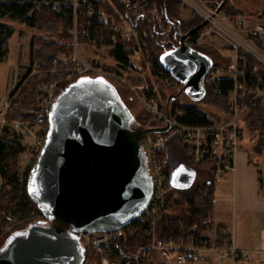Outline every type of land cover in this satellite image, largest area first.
Returning a JSON list of instances; mask_svg holds the SVG:
<instances>
[{"label":"built area","instance_id":"2783aa9c","mask_svg":"<svg viewBox=\"0 0 264 264\" xmlns=\"http://www.w3.org/2000/svg\"><path fill=\"white\" fill-rule=\"evenodd\" d=\"M16 1L36 8L48 6L61 13L70 9L73 13V25L69 30L71 40L64 44L68 50L65 53H59L52 60L51 70L41 68L40 64L34 61L27 76L23 77V80L19 79L20 77L17 78L11 87L8 100L0 109L1 132L6 134L8 129L13 130L20 139H23L20 131L30 133L32 125H37L40 131H44L49 124L50 109L58 94L71 84L68 82L81 77H102L114 86L117 80L130 85L128 80L130 71L136 72L134 74L136 79L134 85L129 87L138 97L146 101L150 100L147 101L149 104L146 108L150 117L156 122L154 126L168 127L165 133H148L143 142L148 170L153 181L152 195L147 209L125 227L84 235L87 238L85 240L87 247L92 249L93 254L99 258L96 264H148L155 252L163 255L173 253L179 264H190L204 255H210L215 260L227 261L230 264L250 262L258 248L240 249L235 245L232 235H226L227 238L222 242L218 241L216 236L211 238L204 235L201 239H197L194 235L181 237L174 234L162 235L159 230V221L161 219L167 221L171 213L167 200L169 136H177L181 139L191 164L202 165L205 161L212 160L216 163L217 171H235L240 140L244 132L241 122L251 102L255 98L264 96L262 79L258 77L255 80H249L244 62L241 66L242 58L238 51L243 48L264 64V56L252 41L253 38L264 36V20L248 24L244 18L233 19L226 12H216V8L210 6L208 0H183L201 15L204 21H207L197 41L208 35L219 34L234 46V56L227 68L222 69L212 65L204 78V82L207 83H215L219 80L232 82L227 105L228 116L216 121L213 116L207 114L212 123L189 125L180 121L184 115L183 109L174 108L171 100L163 101L155 96L159 86L164 87L170 95L182 88V83L171 73L168 75L148 61L147 73L152 82V85H149L148 77L143 75V68L136 63L141 61L144 55V43L130 21L112 17L98 4V0ZM97 27L101 28L100 32H97ZM106 42L111 44L119 42L130 51L127 65H122L113 58L118 65L117 71L105 69L107 63L103 60L104 56L98 55V52L102 49L110 52V48L105 45ZM35 77L36 83L27 90V93L33 96L36 107L33 124L10 119L9 116L17 105L18 94ZM46 78L49 80L45 81ZM249 92L252 96L244 100L243 97ZM33 137L30 147L38 154L45 137L36 134ZM22 144L25 145L24 142ZM6 220L8 223L14 222L15 217L7 215ZM211 222L212 217H209L202 224ZM133 224L143 227L145 233L150 235L151 239L148 243L130 246L127 235L134 230ZM196 227L197 225H194L192 229L195 230Z\"/></svg>","mask_w":264,"mask_h":264},{"label":"water","instance_id":"95a60500","mask_svg":"<svg viewBox=\"0 0 264 264\" xmlns=\"http://www.w3.org/2000/svg\"><path fill=\"white\" fill-rule=\"evenodd\" d=\"M206 24L178 32L179 46L160 55L163 67L183 85L168 100L182 93L194 100L204 96L213 62L186 39ZM167 130L142 128L118 89L102 77H81L62 90L27 180L28 195L44 219L11 233L0 247V264H83L81 235L125 227L147 209L153 181L143 142L148 133ZM196 175L191 166L179 164L170 184L189 189Z\"/></svg>","mask_w":264,"mask_h":264},{"label":"trees","instance_id":"16d2710c","mask_svg":"<svg viewBox=\"0 0 264 264\" xmlns=\"http://www.w3.org/2000/svg\"><path fill=\"white\" fill-rule=\"evenodd\" d=\"M208 1L214 8H217L222 0ZM97 2L112 17L118 20L126 19L133 24L144 43V50L149 52V61L152 62L157 69H162L168 75L170 73L161 64L160 55L164 51L172 49L180 44L178 32L186 33L190 29L204 22L203 17L195 11L191 13L188 19H183L181 12V9L185 4L183 0H98ZM229 2L230 0L224 5L222 11L230 14L233 18L240 17L242 13L233 11L228 7ZM0 18H9L19 23H24L30 27H44V31L51 33V35L55 34L67 41L71 40L69 30L73 25V13L70 9L61 13L53 11L50 8H36L31 5L21 4L16 0H6L0 3ZM96 30L97 32H100L101 28L97 27ZM201 31L202 28L186 39L188 40V45L204 54H206L204 50L212 51L219 57V61L217 62H213L212 60V65L222 69L227 68L231 58H223L213 46L198 43L196 39L199 37ZM13 33L14 28L12 26L0 23V61H4L8 56L10 50L9 39ZM35 41L39 40L34 38L31 42L32 53L30 65L25 70L23 76H21L20 79L22 80L24 79L23 77L27 76L30 72L31 64L34 61L38 62L41 68L51 70L53 68L52 60L59 53H65L68 50L67 46L43 40L41 48L37 50L34 44ZM252 41L260 51H264V45L261 38L256 37L253 38ZM105 45L110 48V53L117 62L122 65L128 64L130 51L127 50L123 44L119 42L115 44L106 42ZM238 53L242 58L241 66H243L242 63L244 62V67L249 80H255L260 77L264 83V64L243 48H240ZM105 68H107V65H105ZM47 80L49 79L46 78L45 81ZM76 80H71L68 83H72ZM36 81L37 79L35 77L28 82L25 89L18 94L16 98L17 105L14 106L12 113L9 116L10 119L23 120L33 124L36 107L33 96L28 94L27 90L32 87ZM63 84H65V82ZM204 88V96L201 99L196 100L194 103H181L178 102L177 99L171 100L174 108H180L184 111V115L180 118L182 123L189 125L212 123L207 117V112H204L201 107L207 109L209 111L208 113L213 116L216 121H220L223 117L228 116L227 105L230 91L232 89V82L228 80H219L215 83L204 82ZM161 90H163V92L165 91L163 87H161ZM179 90H177V92ZM155 96L160 99L157 94ZM168 96L169 94L166 92L163 99H168ZM251 96L252 93L249 92L243 98L245 100ZM149 118L151 117L149 116ZM243 121V131L245 130L249 134H256L258 136L253 146L254 154L258 157L262 156L264 152V96L255 98L251 102V106L248 109V112L244 115ZM139 124L142 128L155 125L154 123L148 125L147 122L144 124L139 122ZM48 126L49 124L40 134L43 137L46 136ZM17 137L18 134L9 129L4 138L0 137V209H5L6 211H9V209L13 207L19 198L21 191L17 158L24 150V145L19 140H16ZM177 138L180 141H167V150L169 154V163L167 165V173L169 177L167 200L169 201L171 213L168 216L167 221L165 219L159 221V230L162 235L174 234L177 237L194 235L197 239H201L205 232L211 227V223L202 224V222L213 215L217 167L215 161L207 160L205 162L211 164V169L207 173V178L201 184L195 185L194 183L191 188L185 190L174 188L170 184V174L177 165L182 163L187 164L195 169L196 173L197 167L200 166L193 165L190 161L187 162L181 160L179 152L180 149H184L185 151V146L181 139L179 137ZM249 162L252 163L251 160H249ZM258 174L259 182L261 184L262 171L260 169L258 170ZM175 191L179 193L178 196H181L184 202L185 200L187 201L185 209H178L175 206L176 203H184L176 198ZM24 192L27 205L36 210L42 219H44L40 209L29 197L26 188H24ZM30 219V216L23 217L22 221L24 220V222L27 223L26 227L33 223ZM16 221H18L17 218ZM194 225H197L195 230L192 229ZM133 226L134 230L127 235L130 246L133 247L139 244L148 243L151 238L149 234L145 233L144 228L135 224H133ZM18 230L21 229L15 231ZM10 235L11 232L7 233L0 230V243L6 241ZM216 238L220 242L227 238L221 227H218L216 230ZM89 253H92L90 252V249H88L87 258L84 264H92V258H89ZM94 256L92 257L94 258ZM95 259L97 263L99 258L95 256ZM148 264H150V262Z\"/></svg>","mask_w":264,"mask_h":264},{"label":"rangeland","instance_id":"374dc122","mask_svg":"<svg viewBox=\"0 0 264 264\" xmlns=\"http://www.w3.org/2000/svg\"><path fill=\"white\" fill-rule=\"evenodd\" d=\"M1 2L2 1L0 0V3ZM210 6H212L211 3H210ZM228 7H230L233 11H238L242 13V15L239 18L246 19L248 24L257 22L261 20V17H264V0H230V2L228 3ZM42 8L45 9V8H50V7L44 6ZM50 9L53 10L52 8ZM193 11L194 10L191 8V6L185 2L184 6L181 9L183 19H188ZM0 23H4L14 28V33L9 39V49L10 50H9L8 56L4 61H0V109H1L2 106L8 100L9 94L11 92V87L14 85L17 78L19 77L21 78V76H23L25 70L30 65L31 53H32L31 52V42L33 41V39L35 38L39 40V41H35L34 43L35 48L37 50L41 48V43L43 44L42 40L46 42H52V43L62 45V46H64V44L68 43L69 41H67L66 39L60 38L56 36L55 34L51 35V33L44 31V27L43 28L42 27H30L24 23H19L9 18H0ZM242 36H245V35H242ZM198 43L206 44L207 46H213L216 50H218L219 54L223 58H226V56H229V58H233L234 56V46L232 45V43L226 40L223 36L219 34L208 35L205 38L199 39ZM143 51H144V55L143 57H141V61L139 60L136 63L139 65V67L143 68V75L146 78L148 77L149 79L148 83H150L149 85H152V82L150 80L151 77L149 73H147V63L149 61L148 59L149 52L145 51L144 48H143ZM204 51L213 60V62L219 61V57L215 55V53H213L210 50H204ZM260 53L264 56V51H261ZM222 54H225V55L223 56ZM98 55L104 56L103 60H105V62L107 63V68L105 69L109 71H117L118 65L114 61L110 52L102 49L98 52ZM134 74H136L135 71L129 72L128 80H129L130 85H134V82L136 79ZM130 85H127L118 80L115 83V87L118 89L123 101L126 103V105L130 109L131 113L136 118V120L140 122L141 124H144L145 122H147L148 125L153 124V123L156 124L155 120H153L152 118H149L150 115L146 108V106L149 104V102L147 101H150V100L146 101L145 99L138 97L137 94L131 90V88L129 87ZM161 87L162 86H159L157 88L156 94L157 96L160 97V100L167 101V99H163L164 95L166 94V90L163 92V90H161ZM177 101L181 103L196 102V100L192 99V97L188 95L187 93H182L178 97ZM201 109L204 112H207L208 115H210L207 109L203 107H201ZM241 124H242V128L244 129V121H242ZM30 130L32 134L31 132L24 133L20 131L21 134L23 135V139L22 138L20 139L19 136L16 138V140H19L21 143L24 142V144L26 145V146L24 145V150L17 158V167H18L21 191H20L19 198L17 199L13 207L9 209V211H6L5 209H0V230H2V232L13 233L17 229H22L26 227L27 223H25L24 220L22 221L24 216L26 217L30 216L31 222H36L42 219V217L36 210H34L31 206L27 205V200L25 198V192H24V188L27 189V180H28L30 169L35 164L37 156H38L37 151H33L32 147H30L34 140L33 136L34 134L39 136L43 132V131H40V127H38L37 125H32V127H30ZM5 136L6 134L0 131V137L4 138ZM257 138L258 136L256 134H249L244 130L243 137L240 140V146H239V151H238V153L239 152L246 153L252 162L250 164H254V166L258 165L259 163V157L255 155L253 152V146ZM174 140H179V139L177 138V136H169L168 141L173 142ZM179 153H180L179 157L181 158V160L189 162V157L186 153V150L184 151V149L183 150L180 149ZM210 169H211V164L209 162H205L204 164L197 167L195 185L201 184L207 178V173ZM256 169L257 171L259 169L261 170V168H258V167H256ZM228 174L231 176V172ZM220 175L221 173L218 176ZM228 193L230 192L228 191L221 192V190L218 188V191L215 197L219 198L220 196H223V195L227 196ZM175 194H176L177 199L184 202L183 198L181 196H178L179 194L178 192L175 191ZM186 202H187L186 200L183 204L175 202L176 203L175 206L178 209H185L187 205ZM215 206L217 207L223 206L226 214H228L229 212L228 216L231 218L233 217V206L231 204V201L229 202L227 199L221 200L220 198L218 199L217 202H215ZM7 215L14 216L15 221L8 223L6 220ZM16 218L18 221H16ZM208 232H207L208 234H212L211 229H209ZM84 238L85 240L87 239L86 236ZM4 242L5 241L0 243V247L3 245ZM90 252L93 253L92 249H90ZM92 253H89L90 254L89 258H92L91 263L95 264L96 263L95 256L94 254L92 255ZM92 256H94V258ZM150 264H179V263L175 260V254L173 253L168 254V255H163L160 252H155L150 261ZM190 264H228V262L221 261V260H215V259H212V260L196 259V260H193Z\"/></svg>","mask_w":264,"mask_h":264},{"label":"crops","instance_id":"0c3cea01","mask_svg":"<svg viewBox=\"0 0 264 264\" xmlns=\"http://www.w3.org/2000/svg\"><path fill=\"white\" fill-rule=\"evenodd\" d=\"M264 20V17H261ZM264 45V36L261 38ZM221 52V51H220ZM223 56L225 54H222ZM229 57V56H226ZM246 153L239 152L236 159L235 171H217L215 177L214 211L212 215V234L205 236L214 238L216 230L221 227L225 235H232L235 245L240 249H255L254 258L248 263L236 264H264V152L259 157L258 168L262 171V183L259 182V174L250 164ZM231 172V176L228 174ZM221 173L220 176H218ZM218 188L221 192H230L227 196L216 198ZM231 201L233 217H229L223 206H215L218 199ZM208 232V233H207ZM212 260L210 255L200 258ZM230 264V263H228Z\"/></svg>","mask_w":264,"mask_h":264},{"label":"flooded vegetation","instance_id":"af4514ba","mask_svg":"<svg viewBox=\"0 0 264 264\" xmlns=\"http://www.w3.org/2000/svg\"><path fill=\"white\" fill-rule=\"evenodd\" d=\"M179 46V45H178ZM177 47V46H176ZM113 85V84H112ZM126 104V103H125ZM137 121V120H136ZM137 123L139 124V122L137 121ZM139 126V125H138ZM85 236L84 235H81L80 236V240H81V244H82V246H83V248H84V256H85V260H84V262L86 261V258H87V252H88V247H87V245H86V241H85V238H84ZM84 264V263H83Z\"/></svg>","mask_w":264,"mask_h":264}]
</instances>
